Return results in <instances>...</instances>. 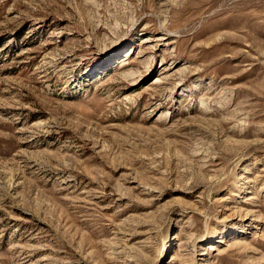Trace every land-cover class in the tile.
Returning <instances> with one entry per match:
<instances>
[{"label":"rangeland","instance_id":"obj_1","mask_svg":"<svg viewBox=\"0 0 264 264\" xmlns=\"http://www.w3.org/2000/svg\"><path fill=\"white\" fill-rule=\"evenodd\" d=\"M179 2L0 0V264H264V0Z\"/></svg>","mask_w":264,"mask_h":264},{"label":"bare ground","instance_id":"obj_2","mask_svg":"<svg viewBox=\"0 0 264 264\" xmlns=\"http://www.w3.org/2000/svg\"><path fill=\"white\" fill-rule=\"evenodd\" d=\"M164 1H166V3L168 4V5H173V7H174V5H176V4H178V2H179V0H164ZM158 2L160 3L161 2V0H158ZM180 3V2H179ZM163 5H165V4H163ZM159 7V6H158ZM160 7H162V6H160ZM175 9V8H174ZM163 17V16H162Z\"/></svg>","mask_w":264,"mask_h":264}]
</instances>
